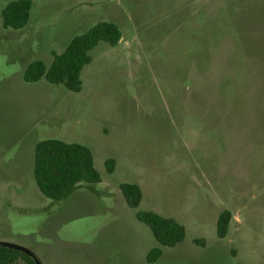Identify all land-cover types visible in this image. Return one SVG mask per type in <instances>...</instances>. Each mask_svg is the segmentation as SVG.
<instances>
[{
    "label": "rangeland",
    "instance_id": "rangeland-1",
    "mask_svg": "<svg viewBox=\"0 0 264 264\" xmlns=\"http://www.w3.org/2000/svg\"><path fill=\"white\" fill-rule=\"evenodd\" d=\"M12 1L0 0V242L40 264H264V0H31L26 25L4 29ZM98 22L121 38L90 51L78 92L23 81ZM45 139L88 147L99 182L45 197L33 178ZM138 212L174 219L183 241L147 263L158 244Z\"/></svg>",
    "mask_w": 264,
    "mask_h": 264
},
{
    "label": "trees",
    "instance_id": "trees-1",
    "mask_svg": "<svg viewBox=\"0 0 264 264\" xmlns=\"http://www.w3.org/2000/svg\"><path fill=\"white\" fill-rule=\"evenodd\" d=\"M30 9L31 0L8 3L1 14L2 27L14 30L23 28L29 19ZM120 38V31L115 24L98 22L86 33L73 38L61 54H52L49 66L40 60L30 62L23 71V81L36 83L43 80L49 84L62 85L68 91L78 92L81 70L91 61L90 51L100 42L114 46ZM113 166V160L106 162L109 172ZM33 178L38 190L53 201L62 199L80 185L99 182L89 148L58 139H45L35 145ZM120 190L126 204L136 208L141 197L139 187L125 183L120 185ZM136 218L148 226L158 244L147 253V263H153L159 258L160 247H173L184 239V227L174 219L153 212H138ZM231 220L229 211L218 216L216 233L219 238L227 234ZM18 261L40 264L31 251L26 254L18 249L0 246V264H15Z\"/></svg>",
    "mask_w": 264,
    "mask_h": 264
},
{
    "label": "water",
    "instance_id": "water-1",
    "mask_svg": "<svg viewBox=\"0 0 264 264\" xmlns=\"http://www.w3.org/2000/svg\"><path fill=\"white\" fill-rule=\"evenodd\" d=\"M0 246H6V247H9V248L18 249V250H21V251L25 252L26 254H29V250H27V249H25L23 247H20V246H18L16 244H12V243H8V242H0Z\"/></svg>",
    "mask_w": 264,
    "mask_h": 264
}]
</instances>
